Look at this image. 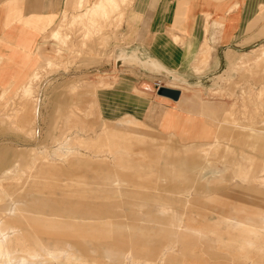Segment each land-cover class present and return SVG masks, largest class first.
<instances>
[{"label": "rangeland", "instance_id": "obj_1", "mask_svg": "<svg viewBox=\"0 0 264 264\" xmlns=\"http://www.w3.org/2000/svg\"><path fill=\"white\" fill-rule=\"evenodd\" d=\"M122 7L101 34L66 29L68 42L52 36L63 10L33 67L0 87V220L11 250L37 264H264V58L251 63L264 43L199 83L143 61L165 75L162 87L183 92L176 103L135 73L125 46L144 31L131 22L134 4ZM128 79L132 90L121 91ZM16 162L18 179H5Z\"/></svg>", "mask_w": 264, "mask_h": 264}, {"label": "crops", "instance_id": "obj_2", "mask_svg": "<svg viewBox=\"0 0 264 264\" xmlns=\"http://www.w3.org/2000/svg\"><path fill=\"white\" fill-rule=\"evenodd\" d=\"M156 2L136 0L132 9L136 17L131 22L144 32L138 31V39L125 46V53L139 60L135 73L153 84L165 75L143 66V61L156 60L183 80L199 83L231 58L264 43V0ZM66 6L67 0H0V87L33 67L42 34ZM173 35L180 37L176 45ZM128 81L120 82L118 88L132 90V80Z\"/></svg>", "mask_w": 264, "mask_h": 264}, {"label": "bare ground", "instance_id": "obj_3", "mask_svg": "<svg viewBox=\"0 0 264 264\" xmlns=\"http://www.w3.org/2000/svg\"><path fill=\"white\" fill-rule=\"evenodd\" d=\"M71 1L72 0H67V9L60 16V24L57 27L53 28V33H52V36L60 38L63 42H68V38H69V33L67 32L66 29L74 30L78 28V30L83 31V34L86 37H91L94 34H101L103 31L104 23L112 21L113 14L120 11L121 16H124L125 11L122 6L127 5L128 3L134 4L136 2V0H94L91 6L84 7L86 0H81L80 3H76V5L71 9V11H69V8L71 7L70 6ZM256 51H257L256 55L251 60L252 65L255 64L254 66H256V64H259L260 61L264 58V44L261 45ZM133 58H136V57H133ZM134 61H131V62H134ZM148 62L151 63L154 67L161 66V64H159L156 60H153V59L148 60ZM46 64L48 66L54 67V66L60 65V61L48 60ZM241 64H247V62L243 61ZM98 84L105 85V80L103 78L100 79ZM28 89L29 91H32L33 86L27 87V90ZM27 96H28V93L22 95L21 98L25 100ZM182 97H183V92L181 95V91H180V95L177 98H172V97H168V98L178 101L179 99L181 100ZM163 122L164 120L163 121L160 120L159 123L162 124ZM107 130L108 128L105 127L103 131L100 132V134H97L98 137L104 133H107ZM66 146H67V142H62L59 145L58 149L63 150L61 151L63 153L64 149L68 148ZM69 151L71 150L69 149L68 152ZM62 153H60L59 155H61ZM17 170H18V164L16 162L4 171V178L5 179L6 178L7 179H10V178L18 179L17 177H12V175ZM1 181L2 179H0V185H1ZM10 242H11V239L6 231L5 220H2V221L0 220V264H37L38 258L36 257V255L32 254L31 252L30 253L20 252L16 254L13 253V251L10 248ZM65 254H66V250L64 249V250H61L59 254L48 253L47 255L50 259H55V258H58L59 256L62 257ZM39 264L41 263L39 262Z\"/></svg>", "mask_w": 264, "mask_h": 264}, {"label": "water", "instance_id": "obj_4", "mask_svg": "<svg viewBox=\"0 0 264 264\" xmlns=\"http://www.w3.org/2000/svg\"><path fill=\"white\" fill-rule=\"evenodd\" d=\"M118 67H120V65H118ZM158 94L177 98L180 95V91L169 87H161L158 91Z\"/></svg>", "mask_w": 264, "mask_h": 264}, {"label": "built area", "instance_id": "obj_5", "mask_svg": "<svg viewBox=\"0 0 264 264\" xmlns=\"http://www.w3.org/2000/svg\"><path fill=\"white\" fill-rule=\"evenodd\" d=\"M153 85H154V89H158L163 86V83L161 80H156Z\"/></svg>", "mask_w": 264, "mask_h": 264}]
</instances>
